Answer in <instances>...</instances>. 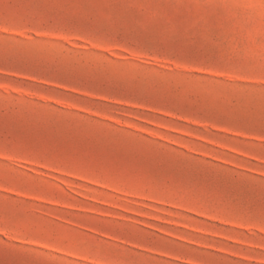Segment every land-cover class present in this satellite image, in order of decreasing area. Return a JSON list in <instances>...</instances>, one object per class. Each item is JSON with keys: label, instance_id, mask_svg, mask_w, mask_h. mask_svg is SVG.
I'll list each match as a JSON object with an SVG mask.
<instances>
[{"label": "rangeland", "instance_id": "rangeland-1", "mask_svg": "<svg viewBox=\"0 0 264 264\" xmlns=\"http://www.w3.org/2000/svg\"><path fill=\"white\" fill-rule=\"evenodd\" d=\"M264 0H0V264H264Z\"/></svg>", "mask_w": 264, "mask_h": 264}, {"label": "snow or ice", "instance_id": "snow-or-ice-1", "mask_svg": "<svg viewBox=\"0 0 264 264\" xmlns=\"http://www.w3.org/2000/svg\"><path fill=\"white\" fill-rule=\"evenodd\" d=\"M261 83H264V81H262Z\"/></svg>", "mask_w": 264, "mask_h": 264}]
</instances>
